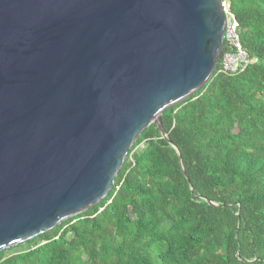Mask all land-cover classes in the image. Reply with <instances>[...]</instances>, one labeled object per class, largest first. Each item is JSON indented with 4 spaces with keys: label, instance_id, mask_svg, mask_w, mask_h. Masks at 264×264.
I'll return each mask as SVG.
<instances>
[{
    "label": "water",
    "instance_id": "1",
    "mask_svg": "<svg viewBox=\"0 0 264 264\" xmlns=\"http://www.w3.org/2000/svg\"><path fill=\"white\" fill-rule=\"evenodd\" d=\"M223 0H0V252L103 200L223 54Z\"/></svg>",
    "mask_w": 264,
    "mask_h": 264
},
{
    "label": "trees",
    "instance_id": "2",
    "mask_svg": "<svg viewBox=\"0 0 264 264\" xmlns=\"http://www.w3.org/2000/svg\"><path fill=\"white\" fill-rule=\"evenodd\" d=\"M243 48L162 113L130 149L110 193L0 264H264V0H230ZM225 47V43H224Z\"/></svg>",
    "mask_w": 264,
    "mask_h": 264
},
{
    "label": "built area",
    "instance_id": "3",
    "mask_svg": "<svg viewBox=\"0 0 264 264\" xmlns=\"http://www.w3.org/2000/svg\"><path fill=\"white\" fill-rule=\"evenodd\" d=\"M229 2L230 0H223L227 16L223 40V68L227 72L235 73L242 68L258 63V59L251 58L243 48L238 32V22L229 9Z\"/></svg>",
    "mask_w": 264,
    "mask_h": 264
}]
</instances>
